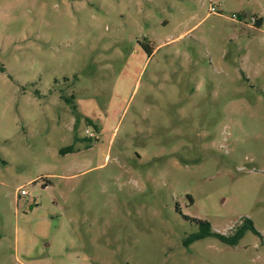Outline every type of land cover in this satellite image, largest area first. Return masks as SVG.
<instances>
[{
	"label": "rangeland",
	"instance_id": "rangeland-1",
	"mask_svg": "<svg viewBox=\"0 0 264 264\" xmlns=\"http://www.w3.org/2000/svg\"><path fill=\"white\" fill-rule=\"evenodd\" d=\"M0 264H264V0H0Z\"/></svg>",
	"mask_w": 264,
	"mask_h": 264
},
{
	"label": "trees",
	"instance_id": "trees-1",
	"mask_svg": "<svg viewBox=\"0 0 264 264\" xmlns=\"http://www.w3.org/2000/svg\"><path fill=\"white\" fill-rule=\"evenodd\" d=\"M262 21L259 20L257 26H261ZM74 147H69L65 152L66 153H72L74 152ZM198 226H199V232L191 235L188 240L186 241L185 245L186 247L191 246L193 243L206 239V238H216L220 240L222 243L230 245V246H237L239 241L242 239L244 234L247 231H252L255 234L260 235V233L255 229L252 221L248 220L244 226L237 231V233L234 236H225L223 234L217 233L213 230L212 225L209 222H204L201 220H196Z\"/></svg>",
	"mask_w": 264,
	"mask_h": 264
},
{
	"label": "built area",
	"instance_id": "built-area-1",
	"mask_svg": "<svg viewBox=\"0 0 264 264\" xmlns=\"http://www.w3.org/2000/svg\"><path fill=\"white\" fill-rule=\"evenodd\" d=\"M212 12H215V9L214 8H212ZM22 194L27 195V193L25 191H23Z\"/></svg>",
	"mask_w": 264,
	"mask_h": 264
}]
</instances>
